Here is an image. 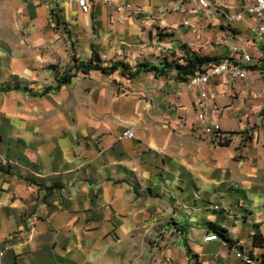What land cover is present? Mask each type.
Listing matches in <instances>:
<instances>
[{"label": "crops", "instance_id": "crops-1", "mask_svg": "<svg viewBox=\"0 0 264 264\" xmlns=\"http://www.w3.org/2000/svg\"><path fill=\"white\" fill-rule=\"evenodd\" d=\"M116 1L120 13L93 0L85 14L59 0H0L3 69V43L20 34L46 67L97 52L103 67L143 71L134 80L121 72L75 78L66 115L51 98L0 85V264H196L189 250L200 264H243L238 252L264 261V74L211 82L220 112L207 123L227 137L218 142L197 131L199 88L189 90L174 70L142 68L182 65L189 51L222 63L234 59L233 47L255 58L264 51L256 22L229 20L242 0H220L218 12L182 0L179 13L171 11L178 0ZM132 127L136 138L121 140ZM229 187L237 189L224 200L229 217L207 222L234 246L207 243L226 240L199 224L204 202Z\"/></svg>", "mask_w": 264, "mask_h": 264}, {"label": "built area", "instance_id": "built-area-1", "mask_svg": "<svg viewBox=\"0 0 264 264\" xmlns=\"http://www.w3.org/2000/svg\"><path fill=\"white\" fill-rule=\"evenodd\" d=\"M65 3L77 4L83 13L87 14L90 12V5L93 0H59ZM104 5H112L117 7V11L120 13L124 9L117 3L116 0H100ZM220 0H200L199 6L205 12L216 11L219 9L217 5ZM240 12L230 17L231 22H244L245 18L248 17L256 22V28L254 33L260 38H264V0H242ZM129 9L128 7H126ZM182 10V0H178L177 4L171 11L179 13ZM226 13V12H225ZM185 26H189V23H184ZM257 57H253L248 54L245 49L242 50L238 47L232 48V54L234 59H228L223 61L219 65L212 66L205 74L197 75L192 77L186 87L189 90L199 88L201 90L200 99L196 104L197 118L199 128L197 131L205 137H213L218 142H225L227 140L226 134L219 124L208 125L207 119L209 112L214 115L219 114L220 106L218 103V96L212 88H209L212 81H218L222 78H229L232 82H241L248 79V77L255 71L264 74V51H257ZM253 64V65H252ZM254 70H252L253 68ZM180 95V94H179ZM135 128L127 129L121 140H134L136 138ZM30 226L34 228L33 223ZM207 243L223 242L225 246L229 244L223 241L218 235L211 236L206 239ZM6 255V249L2 250L0 245V259H3ZM237 258L243 264H264L263 261L258 260L253 254L238 252Z\"/></svg>", "mask_w": 264, "mask_h": 264}, {"label": "rangeland", "instance_id": "rangeland-1", "mask_svg": "<svg viewBox=\"0 0 264 264\" xmlns=\"http://www.w3.org/2000/svg\"><path fill=\"white\" fill-rule=\"evenodd\" d=\"M9 37L10 41L3 43V45L6 46L4 50L6 51L7 58H5V60L9 66L5 65L3 69V65L0 64V85H4V89L10 92L16 91L15 89H21L26 95L34 99L44 100L45 98H51L52 106L54 105L57 109L56 114L66 115L69 113V105L68 102H66L67 90H73L72 87L74 85L71 84L75 78L82 80L81 76H83V74L81 72L79 73L78 68L88 64L90 61H80L77 57L71 55L68 59L59 58L57 63L50 64L46 67L42 65L41 52L38 51L36 44L24 40V37L22 38L23 41L19 40V38L22 37L20 34L17 37L18 41L15 40L16 38L13 34ZM12 37L14 38L12 39ZM15 65H18L17 69H15ZM20 67L21 71H18ZM65 78L73 79L70 84L62 85L60 82ZM77 79L75 81H77ZM15 107L16 105L14 108ZM235 193H237V189L235 187H229L224 189L215 200L204 202V215L206 217L199 224L202 225V223H204L206 226H209L210 224H208L207 221L215 214L227 219L229 214L228 211L224 209V200L228 198L229 194L233 195ZM211 196H215L214 193H212ZM191 214L192 213L189 212L186 216H190ZM207 216H209V218ZM194 217V214H192V218ZM191 221V218L187 220L183 219V222ZM234 221L232 220V222ZM31 223H33L35 227L34 221ZM240 224H242V222H240Z\"/></svg>", "mask_w": 264, "mask_h": 264}, {"label": "trees", "instance_id": "trees-1", "mask_svg": "<svg viewBox=\"0 0 264 264\" xmlns=\"http://www.w3.org/2000/svg\"><path fill=\"white\" fill-rule=\"evenodd\" d=\"M183 61L184 63L182 65L178 62L169 63L168 61H166L164 63L165 67L162 70H159L158 68H152L147 70L148 66L146 65H144L142 68H144V72H155V74L158 76H164L167 70H174L177 72V80L186 84L190 81L192 77L205 74L212 66L220 64V61L218 59L202 57L190 51L185 54ZM78 69L79 73L81 72L83 75H89L92 72H99L102 75L111 76L116 72H121L122 75L127 77L129 80L136 79L141 74V72H143L140 70L136 73H132L130 72L129 67L125 63H119L110 67H103L101 58L97 52H93L92 60H90L88 64H85ZM72 79L73 78H65L60 83L62 85H68L71 83ZM1 91H5V89H1ZM210 230L211 232L222 236L229 245L234 246V242L226 229H223L222 227L215 224H210ZM189 256L191 259H193V261H196V264H200L198 260L199 257L193 255L192 251L190 250Z\"/></svg>", "mask_w": 264, "mask_h": 264}]
</instances>
